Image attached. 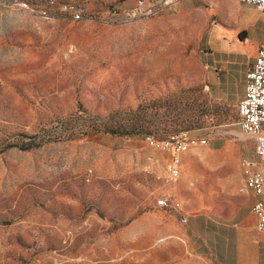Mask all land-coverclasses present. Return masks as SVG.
<instances>
[{"label": "rangeland", "instance_id": "obj_1", "mask_svg": "<svg viewBox=\"0 0 264 264\" xmlns=\"http://www.w3.org/2000/svg\"><path fill=\"white\" fill-rule=\"evenodd\" d=\"M8 1L0 0V264L229 257L240 160L255 151L237 123L245 76L228 83L210 66L222 56L208 30L222 21L223 0L129 15L121 11L134 0H55L81 7L79 19ZM86 124L116 131L84 134ZM171 133L207 140L181 153L176 177L169 154L147 140ZM166 195L180 205H159Z\"/></svg>", "mask_w": 264, "mask_h": 264}, {"label": "built area", "instance_id": "obj_2", "mask_svg": "<svg viewBox=\"0 0 264 264\" xmlns=\"http://www.w3.org/2000/svg\"><path fill=\"white\" fill-rule=\"evenodd\" d=\"M181 0H134L121 11L122 15L133 12H149L156 14L166 7L176 6ZM251 3L264 9V0H239ZM5 5H26L31 9L52 10L56 14L68 13L72 18L82 16V8L74 4L65 3L58 6L55 0H46L43 5H32L26 0H10ZM112 13H120V8H113ZM237 123L241 130L254 138L255 157L244 156L240 160L245 183H252L255 199L252 204L256 215V227L264 232V42L260 43L252 66L245 74V89L243 96L237 103ZM147 140L161 146L169 154L171 164L170 176L176 177L179 173L181 153L189 147L205 143L204 137L189 136L185 133H171L161 139L147 136ZM159 205L164 207H177L180 202L171 195L157 198ZM183 219H186L184 214Z\"/></svg>", "mask_w": 264, "mask_h": 264}, {"label": "crops", "instance_id": "obj_3", "mask_svg": "<svg viewBox=\"0 0 264 264\" xmlns=\"http://www.w3.org/2000/svg\"><path fill=\"white\" fill-rule=\"evenodd\" d=\"M190 1L181 0L178 4L182 6ZM208 34L220 38L217 49L222 53L221 58L210 66H219L223 80L230 83L236 76H245L254 62L259 44L264 42V9L239 0H223L222 21L214 22ZM241 178L242 183L234 196L241 208L225 223L231 233L224 239L225 246L232 248L231 255L218 257L213 264H264V232L257 229L252 209L255 195L248 186L252 192L243 188L242 169Z\"/></svg>", "mask_w": 264, "mask_h": 264}, {"label": "trees", "instance_id": "obj_4", "mask_svg": "<svg viewBox=\"0 0 264 264\" xmlns=\"http://www.w3.org/2000/svg\"><path fill=\"white\" fill-rule=\"evenodd\" d=\"M83 126H84V128H83ZM83 126H80L79 128H80V131L84 134L97 132V131H109V130L116 131L115 130L116 128L107 126L105 124L101 128L94 127L93 124H86ZM121 127L123 129L122 131H124L125 133H128V132H130L132 125L131 124H124V125H121Z\"/></svg>", "mask_w": 264, "mask_h": 264}, {"label": "bare ground", "instance_id": "obj_5", "mask_svg": "<svg viewBox=\"0 0 264 264\" xmlns=\"http://www.w3.org/2000/svg\"><path fill=\"white\" fill-rule=\"evenodd\" d=\"M6 6H8V5H6ZM15 6H20V7H23V8H28V9H31V8H29V7H27L26 5H15ZM32 10H40V11H42L44 14L45 13H47V11H52V10H45V9H32ZM53 13L54 14H56L54 11H53ZM133 13H149V12H133ZM130 14V13H129ZM128 14V15H129ZM149 14H151V13H149ZM57 15V14H56ZM81 16H79V18H80ZM157 147H161V146H157ZM163 149V148H162ZM164 150V149H163ZM168 169H169V171H170V173H171V164H170V162L168 163ZM244 183H245V181H244ZM252 189H253V185H252V183H247Z\"/></svg>", "mask_w": 264, "mask_h": 264}]
</instances>
